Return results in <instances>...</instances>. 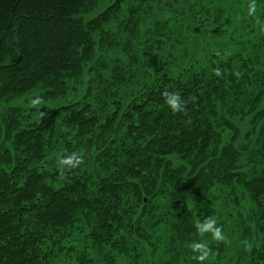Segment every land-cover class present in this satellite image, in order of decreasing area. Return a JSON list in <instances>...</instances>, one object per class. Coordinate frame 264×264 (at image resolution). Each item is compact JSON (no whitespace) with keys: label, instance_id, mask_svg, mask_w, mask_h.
Returning <instances> with one entry per match:
<instances>
[{"label":"trees","instance_id":"1","mask_svg":"<svg viewBox=\"0 0 264 264\" xmlns=\"http://www.w3.org/2000/svg\"><path fill=\"white\" fill-rule=\"evenodd\" d=\"M161 1L0 0V264H199L194 242L203 264H264V0L236 19L235 0H165L164 21ZM199 32L223 44L190 55ZM215 191L248 206L234 260Z\"/></svg>","mask_w":264,"mask_h":264},{"label":"rangeland","instance_id":"2","mask_svg":"<svg viewBox=\"0 0 264 264\" xmlns=\"http://www.w3.org/2000/svg\"><path fill=\"white\" fill-rule=\"evenodd\" d=\"M165 0H162L161 1V4L159 5V3L155 4L154 5V16L156 19L158 20H161V21H164L166 17H168L170 14H174L173 11L175 12V7L173 9H166L164 8L163 6V3H164ZM181 1V0H180ZM179 1V2H180ZM240 2V0H238ZM233 3L231 4V11H232V14H233V17L236 19V18H239V13L241 11V8L240 6L237 4L238 2L235 1H232ZM235 2V3H234ZM177 7V6H176ZM246 14V12H245ZM246 16V15H244ZM184 17L181 18L180 21H182ZM183 25V26H182ZM184 21L180 22V24H173L171 27H170V30L173 31L174 33H176V37L179 38V40H182L181 39V36L179 35V32L184 28ZM169 30V29H168ZM192 31V30H191ZM194 31V30H193ZM173 33H170V35L168 36H165V38L163 39L164 41L169 37V41L166 42V43H162V50L164 51V56H167L171 51L176 54V52H178L180 50V47H182V44L183 43H186V42H181V43H174L172 42L170 36L172 35ZM190 40L188 43L185 44V47H186V50L188 51V53L191 55V54H200L202 50V47H207V46H212V47H217L218 45L220 44H223L222 42H218V44H214V43H211V44H204L202 42V40L204 39L203 35L200 34V32L196 35L194 34H190ZM196 47L197 48V51L196 53H193L191 50L195 49ZM179 49V50H178ZM181 53H178L176 54L177 56H180ZM31 98H34L33 94L32 95H29V96H26L25 99H26V104L23 105L24 107H31V101L32 99ZM21 104V103H20ZM42 104L38 105L36 108L37 109H40V113L43 112V110L41 109L42 108ZM46 107V110L45 111H52V104H48L45 106ZM215 195H216V198L217 200L215 201V208H217V211L220 213V216H221V221H225V230L223 231L224 234L226 233H229V235L226 234V237H229L228 239V242H230L231 244V248H229L230 250L228 251L227 255H228V259L227 260H234L235 259V252H234V249H232V247L236 246V244H238L234 238V236H230V231L232 232H235L236 231V225L237 223L239 222V219H241L240 217L237 216V213H239L240 215H242V217H246L245 214L247 213V210H248V206L246 205V203H241L240 206H238L236 208L237 205H234L233 204V201H231V198L230 197H227L225 195V193H221L219 191H215ZM236 209H235V208ZM234 241V242H232ZM236 242V243H235ZM248 242V241H247ZM248 248V247H247ZM73 258V257H71ZM205 262V261H204ZM210 263H214L213 260H211ZM73 264H76L75 262ZM121 264V263H119ZM216 264H221V263H216Z\"/></svg>","mask_w":264,"mask_h":264},{"label":"clouds","instance_id":"3","mask_svg":"<svg viewBox=\"0 0 264 264\" xmlns=\"http://www.w3.org/2000/svg\"><path fill=\"white\" fill-rule=\"evenodd\" d=\"M255 12L256 4L255 0H252V3L249 5V15H254ZM214 74L216 76H221L222 71L220 69H214ZM162 96L164 97L165 105L173 113H181L186 110L187 102L182 100L179 94L165 90L162 93ZM41 103L42 101L40 99H34L31 101V106L37 107ZM83 162V157L75 152L60 159L58 161V166L60 168L59 178L63 179L66 172L79 167ZM216 224L217 221L215 217H208L203 222L197 221L196 229L201 237H203L206 233H211L214 241H224L226 238L222 233V229L217 227ZM190 248L194 254H197L194 255L192 259L197 260L199 264H203V262L207 260L211 254V249L208 247L207 243L204 242H194L190 245Z\"/></svg>","mask_w":264,"mask_h":264}]
</instances>
